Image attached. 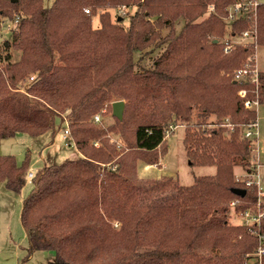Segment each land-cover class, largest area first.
<instances>
[{
	"label": "trees",
	"instance_id": "1",
	"mask_svg": "<svg viewBox=\"0 0 264 264\" xmlns=\"http://www.w3.org/2000/svg\"><path fill=\"white\" fill-rule=\"evenodd\" d=\"M250 1L0 0V16L15 22L0 43V143L19 133L53 138L67 122L80 152L31 178L23 264L37 250L57 264H249L264 217L248 225L230 213L258 200L256 184L236 174L256 172V140L244 134L258 114L246 101L264 104V71L257 83L251 73L235 78L264 46V3ZM119 9L127 25L112 17ZM118 100L123 118L107 121ZM179 125L190 164L215 174L191 185L141 177L138 164L159 163ZM29 165V153L21 163L0 153V188L21 193Z\"/></svg>",
	"mask_w": 264,
	"mask_h": 264
},
{
	"label": "rangeland",
	"instance_id": "2",
	"mask_svg": "<svg viewBox=\"0 0 264 264\" xmlns=\"http://www.w3.org/2000/svg\"><path fill=\"white\" fill-rule=\"evenodd\" d=\"M54 0H44L46 6H50ZM254 1V0H253ZM259 3H264V0H256ZM247 5L255 8L251 2ZM246 5V6H247ZM135 7H131L129 11L133 13ZM231 12H234L237 8L232 7ZM234 14V16H236ZM119 15L120 18L124 17V24L129 23V15L127 9H119L112 11V17ZM15 24L14 21L9 20L6 17L0 16V43H3L6 38L10 37V29ZM93 25L95 27L100 25L99 15L94 16ZM183 25L180 21L176 26V31H179ZM169 28H165L163 33H167ZM241 38L234 37V41ZM251 38L245 39L248 40ZM244 41V40H243ZM257 63L260 70L264 71V46L260 45L257 48ZM15 57L18 52L14 50ZM148 60V59H147ZM145 62V61H144ZM149 64V60L146 61ZM257 122H258V142L255 143V147L252 154V160L255 165L259 166V171L262 178V186L264 188V104L257 106ZM113 113H109L105 116L107 121L112 120ZM67 122L64 123V127L61 128L55 136L52 138L50 132L43 133L41 135L33 136L27 133H19L14 137L4 139L0 143V153L13 155L19 163H21L26 155L30 154L29 170L34 173L41 169L44 165H50L54 163H60L67 158L80 156V152L76 148L70 137H65V129L67 128ZM184 125L174 127L168 134L167 144L168 151L159 161V166L151 165L146 168V164L140 162L138 164V173L141 177H166L171 176L182 185H191L194 183L196 177L201 175L215 174L216 166H201L192 165L187 157L184 149L183 137H184ZM116 142H123V139L114 136ZM236 174L239 179H245L247 173L244 168H236ZM33 184L31 179H28L23 190L19 194H13L11 198L0 199V264H11L7 261L15 260V264H23V258L27 253V237L25 230L21 222V209L23 199L31 190ZM1 189V188H0ZM264 199V194L262 196ZM244 217L239 212L230 213V221L233 223L243 222ZM52 251H34L29 260L24 264H52L51 257Z\"/></svg>",
	"mask_w": 264,
	"mask_h": 264
},
{
	"label": "built area",
	"instance_id": "3",
	"mask_svg": "<svg viewBox=\"0 0 264 264\" xmlns=\"http://www.w3.org/2000/svg\"><path fill=\"white\" fill-rule=\"evenodd\" d=\"M251 4H254V6L256 7L259 2H257L256 0H251L250 1ZM240 7V5H237L236 8L238 9ZM89 11V10H87ZM256 35V31H246L243 34V38H253ZM257 50V48H256ZM257 51H255V53L253 54V56L250 57V62L246 63L244 67L238 69L235 72V78L237 80H241L243 79L247 74L251 73V81L253 83H257L258 82V73H259V67H258V63H257ZM240 94L242 96H244L246 94L245 90H241ZM259 105V102L254 100H247L246 101V106L247 107H253V108H257V106ZM99 115L95 116V119L98 121L99 120ZM65 137H70V131L68 128L65 129ZM258 135H259V131H258V122H254L251 125H248L246 130H245V134L244 136L247 138H253L256 140L255 143L258 142ZM154 166H159V163L157 164H153ZM149 166L151 167V165H147L146 168H149ZM34 176V172L30 171L28 173V178L31 179ZM239 179V178H238ZM247 185H253L256 184L257 186V190H258V200H257V204L255 209H247L243 212L240 213L241 216L244 217L243 222L251 225V224H257L259 225L261 222V219L264 217V209H262V203L264 202V199L262 198L263 194H264V188L262 186V181L260 178V174L256 171L250 175H247V177L244 179ZM236 203V201H232L231 202V206H234ZM258 235V240H259V244L258 247L255 251V253L253 254V256L250 258L249 260V264H263V257H264V233L261 232H256Z\"/></svg>",
	"mask_w": 264,
	"mask_h": 264
},
{
	"label": "water",
	"instance_id": "4",
	"mask_svg": "<svg viewBox=\"0 0 264 264\" xmlns=\"http://www.w3.org/2000/svg\"><path fill=\"white\" fill-rule=\"evenodd\" d=\"M112 107L113 115L119 119H122L124 114L125 102L123 100L115 101L113 102ZM233 192L243 196L246 193V190L243 188H234Z\"/></svg>",
	"mask_w": 264,
	"mask_h": 264
},
{
	"label": "crops",
	"instance_id": "5",
	"mask_svg": "<svg viewBox=\"0 0 264 264\" xmlns=\"http://www.w3.org/2000/svg\"><path fill=\"white\" fill-rule=\"evenodd\" d=\"M31 171V170H30ZM256 171L260 174V178H261V173L259 171V166L256 165ZM33 172V171H32ZM261 181H262V178H261ZM14 193L6 190L5 188H1L0 189V199H2L4 201V199H7V198H11L12 195ZM26 233V232H25ZM27 237V236H26ZM8 263H11V264H15V260H9L7 261ZM51 263L52 264H57L56 261H55V257H54V254H52V257H51Z\"/></svg>",
	"mask_w": 264,
	"mask_h": 264
}]
</instances>
